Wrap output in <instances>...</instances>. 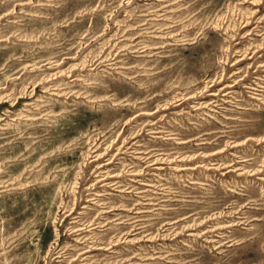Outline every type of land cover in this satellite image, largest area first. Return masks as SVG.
<instances>
[{
  "label": "rangeland",
  "instance_id": "rangeland-1",
  "mask_svg": "<svg viewBox=\"0 0 264 264\" xmlns=\"http://www.w3.org/2000/svg\"><path fill=\"white\" fill-rule=\"evenodd\" d=\"M0 264H264V0H0Z\"/></svg>",
  "mask_w": 264,
  "mask_h": 264
}]
</instances>
